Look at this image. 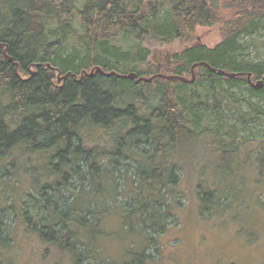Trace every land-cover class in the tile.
<instances>
[{
    "label": "trees",
    "instance_id": "1",
    "mask_svg": "<svg viewBox=\"0 0 264 264\" xmlns=\"http://www.w3.org/2000/svg\"><path fill=\"white\" fill-rule=\"evenodd\" d=\"M217 23L210 49L196 30ZM259 31L264 0H0V213L29 200L41 264H150L185 180L199 219L246 187L264 213ZM149 40L185 47L154 66ZM128 238L125 262H99L101 240Z\"/></svg>",
    "mask_w": 264,
    "mask_h": 264
},
{
    "label": "rangeland",
    "instance_id": "2",
    "mask_svg": "<svg viewBox=\"0 0 264 264\" xmlns=\"http://www.w3.org/2000/svg\"><path fill=\"white\" fill-rule=\"evenodd\" d=\"M219 28V23L213 27L199 28L196 30V38L199 43L211 49L220 41ZM253 37L264 42L262 31ZM249 41L250 38H244L242 45L247 47ZM183 47L185 45L177 41L167 44L149 40L143 44V52L147 56L146 62L156 66L168 63ZM251 55L255 57L254 61L264 59V50L260 56L254 52ZM33 158L39 159V156L34 155ZM190 185L186 180L182 182L181 190L185 189L187 196L180 200L181 206L176 209L175 218L159 237L157 251L148 249L147 252L153 255L150 264H264V213L257 206L254 193L246 187L241 194H236L234 203L227 202L225 208L218 209L210 218L202 220L196 213V200L190 196ZM6 199L7 204L14 200L16 210L0 213V224L4 228L0 225L4 244L0 245V264H41L37 240L25 232L26 227L20 219V211L30 216L33 214L29 200L16 193L13 198L8 196ZM242 200L250 207L248 211L239 206ZM107 226L106 232L109 234L118 231L115 219ZM131 238L122 245L118 240H101L100 259L103 261L99 262H125V251L135 246L129 244ZM90 264L97 263L91 261Z\"/></svg>",
    "mask_w": 264,
    "mask_h": 264
},
{
    "label": "water",
    "instance_id": "3",
    "mask_svg": "<svg viewBox=\"0 0 264 264\" xmlns=\"http://www.w3.org/2000/svg\"><path fill=\"white\" fill-rule=\"evenodd\" d=\"M9 61H11V59H9ZM199 65H202V66H205V67H208V69L211 71V72H217V74H221V75H223V76H225V77H232V76H234L233 74H227V73H224V72H222L221 70H215V69H213V68H210L206 63H200V64H195V65H193L192 66V68H191V71L194 69V68H196L197 66H199ZM112 74H114V73H112ZM92 75V72L88 75V76H91ZM120 78H128V79H130V80H133L135 83H138V82H147V83H149V82H151L152 81V79L154 78V77H151V78H149V79H147V78H136V75L134 74V73H129V74H127V75H118ZM155 78H163V79H166V80H171V79H176V80H179V81H183V82H189V83H191V82H193V79H194V76H193V74H192V77H191V79L190 80H185L184 78H182V77H177V76H170V77H166V76H161V75H157V76H155ZM261 85V82L259 81V82H257V86L259 87Z\"/></svg>",
    "mask_w": 264,
    "mask_h": 264
},
{
    "label": "bare ground",
    "instance_id": "4",
    "mask_svg": "<svg viewBox=\"0 0 264 264\" xmlns=\"http://www.w3.org/2000/svg\"><path fill=\"white\" fill-rule=\"evenodd\" d=\"M86 73V72H85Z\"/></svg>",
    "mask_w": 264,
    "mask_h": 264
}]
</instances>
